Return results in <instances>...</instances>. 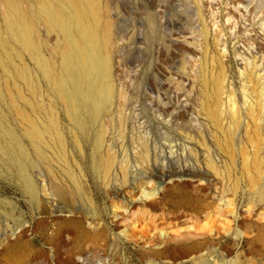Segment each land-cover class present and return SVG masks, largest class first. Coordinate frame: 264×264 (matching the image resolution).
<instances>
[{
    "label": "rangeland",
    "instance_id": "374dc122",
    "mask_svg": "<svg viewBox=\"0 0 264 264\" xmlns=\"http://www.w3.org/2000/svg\"><path fill=\"white\" fill-rule=\"evenodd\" d=\"M108 3L117 47L114 79L123 95L118 100L125 108L117 115L122 131L108 129L107 148L115 153L117 162L111 180L105 183L95 174L91 143L84 142L80 152L70 137L68 154L84 179L83 196L62 178L57 148L48 156L56 183L68 193L64 201L53 194L51 176L43 167L32 174L39 192L38 199H33L0 165V264H8L4 253L8 241L18 244L16 262L23 259L18 264H173L166 249L196 243L201 247L194 264H264V198L258 189L264 186V175L257 186L252 184L256 159L262 161L264 174V151L258 157L254 153L246 124L236 129L229 155L218 151L209 134L210 125L197 112V91L190 86L201 60L200 16L209 43L218 45L217 52L227 56L223 41L233 42L234 47L239 34L252 38L253 28L264 34V0ZM252 21L255 26L250 27ZM223 26L227 36L221 31ZM260 40L264 44V36ZM241 45L239 42L235 48L241 52L249 49L246 58H258L263 76L264 48L260 52L251 40L245 49ZM240 59L233 55V69L240 84L238 94L245 102ZM184 69L190 74L188 79L181 76ZM229 85L227 90L232 91ZM44 91L39 101L49 108L51 102ZM229 99L227 94L223 96L226 105ZM184 109L186 114H182ZM44 120L37 117L40 126ZM62 123L67 132L64 117ZM232 125L225 123L227 129ZM183 127L197 132L188 133L205 141L211 151L184 136ZM144 143L150 154L141 162L138 154ZM209 157L218 172L208 167ZM175 183L181 185V191L173 192ZM147 192L157 195L146 202ZM178 236H182L180 241L172 240Z\"/></svg>",
    "mask_w": 264,
    "mask_h": 264
},
{
    "label": "bare ground",
    "instance_id": "6f19581e",
    "mask_svg": "<svg viewBox=\"0 0 264 264\" xmlns=\"http://www.w3.org/2000/svg\"><path fill=\"white\" fill-rule=\"evenodd\" d=\"M200 19L203 23L201 60L190 85L199 97L197 112L210 125L209 134L216 149L226 155L235 146L236 129L246 124L248 143L258 157L264 151V74L260 75L255 55L246 58L249 49L241 52L235 46L240 42L241 49H245L251 40L261 52L264 44L260 39L264 34L254 28L252 38L239 34L233 40H237L234 47L227 37L228 41L222 43L228 49L226 56L217 52L218 45L213 47L209 43L202 15ZM114 26L108 0H0V165L17 178L24 192L33 199H38L39 193L32 175L38 166L50 174L55 197L64 201L68 196L56 183L52 172L48 152L55 148L62 178L72 184L77 195L85 194L84 179L69 158L68 137L80 152L83 143L90 142L95 174L105 183L111 180L117 162L115 153L107 148L108 129L114 133L122 131L123 123L117 115L125 110L118 100L123 95L117 90L114 79L117 49ZM249 26H255V22ZM221 31L227 36L224 26ZM233 55L241 58L245 102L238 94L240 84L234 74ZM189 75L184 69L181 76L188 79ZM177 84L185 94L181 82ZM227 84L232 91L227 90ZM44 88L51 102L49 108L39 101L45 94ZM157 90L163 87L157 86ZM225 94L230 98L227 105L223 101ZM186 112L184 109L182 114ZM38 116L45 119L42 126L38 124ZM62 117L69 124L67 132ZM226 122L233 124V128L227 129ZM188 132L197 133L183 127L184 136L195 140L208 153L211 151L205 141L196 140ZM149 154L147 143L142 144L138 161L146 162ZM262 164L259 159L254 163V186L264 175ZM207 165L218 172L210 157ZM122 172L127 177V167L122 168ZM180 186L175 183L173 192L181 191ZM258 189L264 198V186ZM144 195L143 201L148 202L157 192ZM71 221L73 219L67 223ZM17 247L18 244L8 241L4 251L8 264L23 262V259L16 262ZM200 247V243H196L168 248L167 259L173 260V264L178 261L194 264L199 260Z\"/></svg>",
    "mask_w": 264,
    "mask_h": 264
}]
</instances>
